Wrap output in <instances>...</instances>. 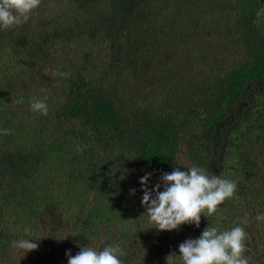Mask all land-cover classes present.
<instances>
[{"label":"trees","instance_id":"trees-1","mask_svg":"<svg viewBox=\"0 0 264 264\" xmlns=\"http://www.w3.org/2000/svg\"><path fill=\"white\" fill-rule=\"evenodd\" d=\"M194 166L235 182L234 197L199 227L154 229L141 178L155 195L162 174ZM258 215L264 0H42L0 28V264L116 245L122 264H167L206 228L237 226L248 264H264ZM23 239L38 250L13 247Z\"/></svg>","mask_w":264,"mask_h":264},{"label":"clouds","instance_id":"clouds-1","mask_svg":"<svg viewBox=\"0 0 264 264\" xmlns=\"http://www.w3.org/2000/svg\"><path fill=\"white\" fill-rule=\"evenodd\" d=\"M42 0H0V28L11 30L28 22ZM62 78L70 77V73L58 72ZM22 102V101H17ZM31 109L42 115L48 114V106L44 101L33 99ZM10 130H3L9 134ZM82 151V148L79 149ZM151 174H145L140 183L144 195L142 203L146 215L154 229L160 232L179 230L183 225L199 227L201 217H210L218 212L219 207L235 195L236 184L209 174L199 167H191L187 171L175 168L171 173L162 174L164 186H155V195L147 187ZM135 194V190H131ZM257 220H264V215H258ZM26 233L30 229L25 230ZM247 233L244 228L237 226L229 231H218L208 227L198 239H188L179 245V253L175 252L166 257L167 264H174L179 257L183 264H248L244 253ZM39 240L23 239L14 241L13 247L23 250L25 254L38 250ZM126 255L124 250L116 246H108L102 251L91 247H81L75 256L67 253L68 264H122L120 257Z\"/></svg>","mask_w":264,"mask_h":264},{"label":"rangeland","instance_id":"rangeland-1","mask_svg":"<svg viewBox=\"0 0 264 264\" xmlns=\"http://www.w3.org/2000/svg\"><path fill=\"white\" fill-rule=\"evenodd\" d=\"M190 226V229H192L195 225L194 224H192V225H189ZM184 234H186V233H184Z\"/></svg>","mask_w":264,"mask_h":264}]
</instances>
